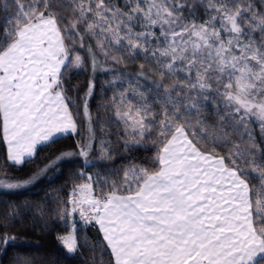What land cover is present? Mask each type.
I'll return each mask as SVG.
<instances>
[{
	"label": "snow or ice",
	"instance_id": "1",
	"mask_svg": "<svg viewBox=\"0 0 264 264\" xmlns=\"http://www.w3.org/2000/svg\"><path fill=\"white\" fill-rule=\"evenodd\" d=\"M0 145V264H264V0H0Z\"/></svg>",
	"mask_w": 264,
	"mask_h": 264
},
{
	"label": "trees",
	"instance_id": "2",
	"mask_svg": "<svg viewBox=\"0 0 264 264\" xmlns=\"http://www.w3.org/2000/svg\"><path fill=\"white\" fill-rule=\"evenodd\" d=\"M84 77H81V79H83ZM61 143H63V141H61ZM57 147V145H52L51 147H44V148H41L38 152V155H37V158H36V162H35V165H30V166H26L25 169H24V173H27L30 168L32 167H35L36 165H40L43 163L44 159L46 156H48L50 153H52L55 148ZM3 146L0 145V157L3 156ZM3 163V160L0 159V164ZM24 173H17L18 175H23ZM68 173L65 172V177H67ZM65 181L64 180H61V181H58L57 182V185L55 186H59V184H62L64 183ZM42 194V193H41ZM31 195H27L26 197H22V199H31ZM32 239L36 240L40 246H41V251H40V255L43 256L45 255L46 253L43 251V249L45 247H48V248H51L52 247V244L50 241H46V240H40L38 236H33ZM48 255H50L51 253H47ZM61 264H68V262L66 261H61ZM77 264H79V261H77Z\"/></svg>",
	"mask_w": 264,
	"mask_h": 264
}]
</instances>
